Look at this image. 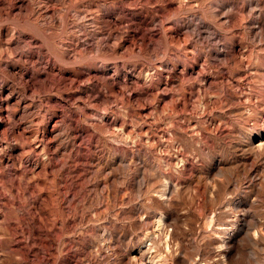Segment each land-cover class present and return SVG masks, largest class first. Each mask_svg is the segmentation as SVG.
<instances>
[{
  "label": "rangeland",
  "instance_id": "obj_1",
  "mask_svg": "<svg viewBox=\"0 0 264 264\" xmlns=\"http://www.w3.org/2000/svg\"><path fill=\"white\" fill-rule=\"evenodd\" d=\"M0 264H264V0H0Z\"/></svg>",
  "mask_w": 264,
  "mask_h": 264
}]
</instances>
